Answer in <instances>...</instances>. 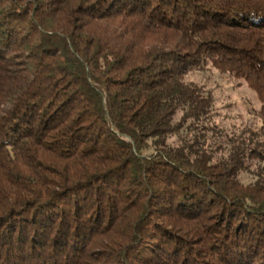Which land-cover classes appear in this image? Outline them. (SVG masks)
Returning a JSON list of instances; mask_svg holds the SVG:
<instances>
[{
  "label": "trees",
  "instance_id": "16d2710c",
  "mask_svg": "<svg viewBox=\"0 0 264 264\" xmlns=\"http://www.w3.org/2000/svg\"><path fill=\"white\" fill-rule=\"evenodd\" d=\"M261 136L264 0H0V264H264Z\"/></svg>",
  "mask_w": 264,
  "mask_h": 264
},
{
  "label": "rangeland",
  "instance_id": "374dc122",
  "mask_svg": "<svg viewBox=\"0 0 264 264\" xmlns=\"http://www.w3.org/2000/svg\"><path fill=\"white\" fill-rule=\"evenodd\" d=\"M11 52L13 51L7 53ZM18 54L17 56H22V53L18 52ZM185 80L198 84L211 95L213 100L211 126L218 129L221 134L237 138L242 131L248 129L256 134L260 132L261 121L257 117V113L261 109V102L258 94L245 81L220 72L212 66L187 75ZM208 135L216 139V137ZM261 138L264 140V136ZM220 148L223 151L221 154H226L229 146L222 144ZM260 169H264V166ZM251 181L253 179H247L244 182L248 184Z\"/></svg>",
  "mask_w": 264,
  "mask_h": 264
}]
</instances>
